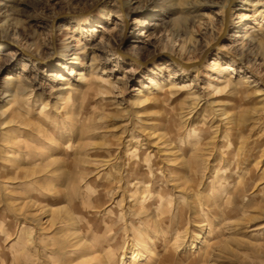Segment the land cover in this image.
<instances>
[{"label": "rangeland", "instance_id": "1", "mask_svg": "<svg viewBox=\"0 0 264 264\" xmlns=\"http://www.w3.org/2000/svg\"><path fill=\"white\" fill-rule=\"evenodd\" d=\"M246 179L220 224L200 206ZM61 243L264 264V0H0V264L85 260Z\"/></svg>", "mask_w": 264, "mask_h": 264}, {"label": "bare ground", "instance_id": "2", "mask_svg": "<svg viewBox=\"0 0 264 264\" xmlns=\"http://www.w3.org/2000/svg\"><path fill=\"white\" fill-rule=\"evenodd\" d=\"M237 37H241V36H237ZM10 113L11 114H14L13 113V111H10ZM13 144V143H12ZM25 146H26V148H30L31 146H29V145H26V144H24ZM14 146H16V147H18V149H20L19 147H20V145H19V143L18 142H15L14 143ZM2 147V146H1ZM4 147V146H3ZM15 147V148H16ZM238 151H240L239 150V148H238ZM238 151H236V153L235 154H233V157H238V156H240V154L238 153ZM16 152H18V151H16ZM56 152V151H55ZM7 153V155H8V157H6V158H12L11 157V153H15V151H12V150H10V152H6ZM41 156H40V158H42V157H46V158H48V155H46V154H40ZM27 158L28 159H30V155L29 154H27ZM14 159V158H13ZM7 160H9V159H7ZM17 161V160H16ZM53 162V163H52ZM49 165H47V166H45V168L44 167H42V168H39L40 166H36L35 168H34V170H36L38 173L39 172H43L45 169H47L48 167H51L52 165H54L53 167H55V168H57V170L55 169V170H53V171H51V174H53V176L57 173V171H59V169L62 167V164L64 163V162H62V161H56V160H53ZM71 163H73V160H71ZM71 163H69V164H71ZM75 163V162H74ZM68 164V165H69ZM132 164V163H131ZM55 165H57V166H55ZM105 165H107V164H105ZM133 167V166H132ZM237 165L235 166V172H237ZM11 171V173H15L16 172V170L14 171V168L12 169V170H10ZM20 171V170H19ZM37 172H35L34 171V174L35 173H37ZM4 175L3 174H1V177H3ZM62 176V175H61ZM116 179V178H115ZM118 180V179H117ZM172 182H173V185L175 186V188H177V189H180V190H184V191H192L193 189H195V186L192 184V185H190L189 183H187V181H185L184 179H182V178H179V177H174L173 179H172ZM194 182V181H193ZM147 183V182H146ZM192 183V182H191ZM248 183V181H247V179L246 180H240V181H238V182H236L235 183V185L233 186V188L228 192L227 190H226V188H223L219 193H218V195H216V193H212V194H210V196L207 198V197H198V202H200V206L201 207H205V208H207L205 211H206V213H208L209 212V214L211 215V217H213V219L214 220H216L219 224L224 220L223 219V217H224V214L225 215H230L229 213H231L232 212V214H234V209H236L237 208V205L238 204H240V203H243L244 201H246V198H247V196H245V187H246V185H248L247 184ZM184 193V192H183ZM186 194V193H185ZM193 194V193H192ZM196 194V193H195ZM188 195V194H187ZM216 195V196H215ZM191 196V195H190ZM196 196H197V194H196ZM224 196H226V200L224 201V202H220V198L221 197H224ZM193 197V196H192ZM194 198H196L197 199V197H195L194 196ZM167 199V198H166ZM191 199V198H190ZM189 199V200H190ZM192 201V200H191ZM190 201V202H191ZM150 202H152V201H150ZM163 202V201H162ZM162 202L160 201V200H158V201H155L152 205H154V207H156V211H159V210H161V205L163 206V204H162ZM169 202V201H168ZM144 200H142L141 202H140V204L141 205H144ZM193 203H194V201H193ZM151 206V205H150ZM196 206V205H195ZM136 207V206H135ZM133 208V207H132ZM151 208L152 207H149V206H145L144 207V211H142V213H144L145 215H147L148 213H149V211L151 210ZM192 208V207H191ZM195 208L196 207H194L193 209L195 210ZM163 209V208H162ZM172 209V208H171ZM199 210V209H198ZM201 210V209H200ZM130 211H132V213L134 214V215H138L139 214V211H137V212H135V211H133V209L132 210H130ZM162 211V210H161ZM160 211V212H161ZM205 211H203V212H205ZM173 212V211H172ZM171 213V212H170ZM191 214V213H190ZM183 217V216H182ZM231 217H233L232 215H231ZM228 218H229V216H228ZM227 218V219H228ZM71 219V218H70ZM223 219V220H222ZM159 225V224H158ZM148 228V236L146 235L145 237L143 236V234H141L140 232H136V233H134L133 234V240H130V241H132L133 243L135 242L136 244H134V245H131L130 244V246H137V245H141V244H143L144 245V243H146L147 241L146 240H148L149 238V235L150 236H152V237H155V238H157V235H158V233H160V232H163L164 231V227L162 226V227H160V228H158L154 223H148L147 225H146ZM107 228H109V227H107ZM117 228V227H116ZM105 230H106V228H105ZM107 232H111V231H108L107 230ZM78 238V237H77ZM106 237H104L103 239H105ZM108 238V237H107ZM78 240V239H77ZM81 240V239H80ZM149 241V240H148ZM80 242V241H79ZM76 243V242H75ZM104 243V242H103ZM166 243V241L165 240H163V241H160L158 244H156V245H154V246H152V245H150V247H148V249L149 250H155V251H159L160 249V247L162 246V245H164ZM128 244V243H127ZM148 242H147V246H148ZM101 245H103V244H101ZM122 245V244H121ZM93 246V245H92ZM146 246V245H145ZM74 249V248H80V249H78L76 252H74L75 251V249H74V251L73 250H71V249ZM93 248H94V250L92 249V247H90V245H89V247L86 245V244H84V243H82V245H78L77 246V244H72V243H70V244H68V243H61V245L59 244H53V254L54 253H57V252H62V251H64V250H66V249H70L71 250V255L73 256V255H75V257H79V258H83V259H85V260H83V261H81V264H114L115 263V261L117 260V258L119 257V255L120 256H122L121 257V263H127L128 261L129 262H132V261H134V260H141L143 257L140 255V254H138V253H136L135 252V250H134V252H131V254H130V256L128 257V258H123L124 257V251H127V249H128V247L124 244V245H122V246H119L118 248H116V249H110L108 252H105V253H103V254H105V255H94V253L99 249H103L104 247H101L100 248V246L99 245H95L94 244V246H93ZM101 249V250H102ZM96 250V251H95ZM105 250V249H104ZM69 251V250H68ZM103 251V250H102ZM73 252V253H72ZM98 252H100V251H97V253ZM101 253V252H100ZM86 256H88V257H90L91 256V258H89L88 260H86ZM207 256L208 255H205L203 258L205 259V258H207ZM85 257V258H84ZM74 258V257H73ZM203 259V260H204Z\"/></svg>", "mask_w": 264, "mask_h": 264}]
</instances>
